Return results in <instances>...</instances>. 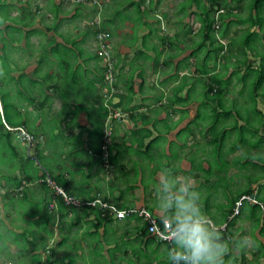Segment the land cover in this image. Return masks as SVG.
<instances>
[{
    "label": "crops",
    "instance_id": "crops-1",
    "mask_svg": "<svg viewBox=\"0 0 264 264\" xmlns=\"http://www.w3.org/2000/svg\"><path fill=\"white\" fill-rule=\"evenodd\" d=\"M31 5L33 20L22 10L29 4L18 1L17 15L11 14L15 20L6 19L0 25V55L9 46L10 53L15 52L8 70L22 79L17 83L20 95L29 96L24 97L28 103H39L41 108L34 112L38 115L45 106L52 110L46 121L49 129L46 155L42 158L49 177L64 180V192L77 199L100 196L121 209L147 207L160 217L155 206V185L160 171L171 167L177 175L195 179L200 192H204L206 200L201 198V204L207 213L214 207L211 196L218 201L231 200L229 192L224 191L226 184L221 177L215 178L214 173L229 167L236 174L240 162L235 160L245 151L243 147L229 150L236 130L228 129L226 149L217 152L209 144L222 130L213 136L205 129L209 120L200 121L197 117L202 101L199 78L205 75H201L197 57L184 61L193 49L192 43L188 47L176 40L173 24L164 22L162 30L167 34L164 37L153 33L150 41L148 35L145 39L142 34L135 40L130 35L135 13L129 11L126 20H119L117 2L110 11L101 13L96 8L92 12V5L64 0H34ZM101 16L104 20L96 25ZM142 19L154 20L150 15ZM10 27L15 31H10ZM99 28L111 33L110 48L115 60L113 91L103 79L102 61L96 51ZM188 37L180 36L185 40ZM20 55L29 57L31 63L19 62ZM20 121L25 122L21 118ZM43 123L37 119L35 125ZM220 124L241 126L244 121L225 119ZM220 158L227 161L211 162ZM216 166L223 168L218 171ZM220 201L215 218L222 215L233 218L230 205L221 208ZM31 202L30 216L35 218L21 220L44 231L39 235L24 226L34 238L46 236L42 238L45 247L30 252L15 249L4 255L7 244L1 243L0 236V264H170L165 251L170 242L158 241L145 232L136 215L118 218L110 212L103 216L96 209L71 207L53 185L46 186L44 198L37 199L35 193L31 194ZM44 203L52 218L41 216ZM227 218L217 222L222 230L226 224L229 226ZM16 228L10 230L15 233L13 238L23 237V228L20 227L21 231ZM223 234L227 241L236 240L235 231L226 229ZM24 240V248L36 242L27 237Z\"/></svg>",
    "mask_w": 264,
    "mask_h": 264
},
{
    "label": "trees",
    "instance_id": "trees-1",
    "mask_svg": "<svg viewBox=\"0 0 264 264\" xmlns=\"http://www.w3.org/2000/svg\"><path fill=\"white\" fill-rule=\"evenodd\" d=\"M125 1L127 5L126 3L120 4V3H124ZM129 1L130 0H119L117 2L118 9H120L119 12L126 11L127 13L129 11H133L130 5L134 3V0H131V2ZM240 1L241 0H178L177 5L172 9L173 12L171 14H174L175 16V18L172 19L167 9L160 8L162 3H164L163 0H135L138 10L142 14L141 16L144 17V16L150 15V18L154 19L153 21L151 20L148 21L146 19L141 20L145 25L148 26V30H149V33L143 36V38L146 39L147 35L148 36L151 34L153 35L152 25L157 26L159 23V20L162 19V20H165L163 22L171 23V24L173 23L174 25H177V29L174 35V38H176V40L183 41L188 47H190V43H192L193 49L191 52L188 53V58H184V61H189L191 56L193 57V60H195V57H197L198 68L201 71V75L203 74L205 75V77L200 76V78L204 79L203 80L204 90H202L203 95L200 94V98H202V101L200 102V107L198 110V119L200 121L206 120V119L209 120V125L206 126L205 129L207 132L211 131L213 136H215V132L217 130H222V133H220V136L218 138H213L212 142H210L209 144L217 152L222 151L223 147L224 149H226L227 145L225 144V140L227 139L226 137L228 135V129L230 130V132H232L233 130H236L235 136L234 138H232V143L229 145V150L233 151L236 148L243 147L245 151L244 154L248 155L249 151L246 149V146H248V144L253 147H258L260 145V141L264 140V108L263 109L258 108V98L264 97V86L262 88L260 87L261 83L264 84V48L261 47V37L259 35V32H260L259 29L264 30V0H251L249 1V3H246V1L244 0H242L240 3ZM223 2H228L227 5L234 3L233 5L234 7L241 10V12L243 11L245 12L240 13L238 11L235 12L229 9H227L224 12L223 7H222ZM172 3L169 4L168 8L171 9L174 6L172 5ZM4 4H5L4 1L0 0V15L2 16L3 21L6 19H11V18L14 19L13 18L14 16H12L10 13L9 6L7 4L6 5ZM159 8H160V13L157 15L153 14V11L158 10ZM22 10H24L23 12L27 11L25 16L33 20L34 12L31 15L32 11L29 7H27V9L23 8ZM221 12H224V13H221ZM215 13L218 16L222 17L220 18V22H218L219 20H218V17H216ZM228 14L233 15L234 17L231 18V20L225 21L224 15L227 16ZM115 20H116V17H115ZM195 21L198 23V26L196 29L193 28V24L195 23ZM231 23L239 24L240 31L239 32L236 31L237 33L236 32L232 33L229 37V44L225 45V43H223L222 41H219V37L220 36L224 37L227 34V28L231 25ZM254 27H256V30L254 29ZM100 31H106V30H103V28H99L97 33ZM0 32H1V28H0ZM182 34L184 36L189 35L188 39L185 40V39L180 38ZM238 35H240L239 39H237ZM195 37L198 38V40L196 41L197 47H194ZM110 38L111 37L109 36L108 41L110 40ZM110 47L111 45L109 42V48ZM246 49L248 51L249 56L258 58L259 62L257 63V65H254V62H252V60L249 59V56L247 57ZM111 53H112V50H111ZM112 56H113V53H112ZM234 56H236V61L231 62L230 60ZM212 58H214L213 65L209 66L208 63L210 62ZM113 61H114V74H115L114 57H113ZM218 63H221L219 70H217V67H216L218 66ZM243 65L246 66L245 70L242 69ZM223 69L224 70L228 69V71L227 72L222 71ZM103 70L105 71L104 66H103ZM253 71H256L257 73L255 77V82L252 81L251 83V86H250L251 91H247V89L245 88V85L248 84L247 77L251 75L250 73H252ZM239 72L242 74L238 76L237 79H235ZM0 77L2 76L0 75ZM233 78L235 79V84L238 86L240 85V87H238V91L236 92V95L234 97H228V94L232 91L231 86L234 84ZM4 79L5 81H4L3 86L5 88L7 84L6 80L8 79L12 80L13 84L10 83L11 87L14 84L22 82V79H17L12 74H10L9 76H6ZM103 79L105 81L104 74H103ZM105 83L107 84L109 88L108 83L106 81ZM112 85L114 88V78H113ZM0 89H1V92H0V105H1L0 124L4 128L3 135L5 137V143H4L5 146L3 147L0 145V161H2L6 159L5 156H3L2 154L4 149L7 150L9 155L10 154H12V156L15 155V149L9 143L10 131L6 129V127H4L2 120L4 119L9 125H13V126L20 125V124L25 125V122L20 121L19 110L16 109L15 112L10 110L9 104H12V102L10 103V96H9L10 91L9 90L2 91L3 88L1 87ZM246 91H247V94H246ZM241 95H244L245 96L244 100L246 101V103H250V105L252 106L251 108L250 107L246 108L247 113L249 114H254L253 112L257 113V115H259V117L262 118L260 120L261 125L247 126L245 125V122H244V124L241 126H238V124H234L230 127H224L225 125H221L220 123L221 121L225 119L226 120L232 119L234 121L243 120L244 113L241 109L242 106L240 104V102H243V98L241 97ZM239 97L241 98V100H239ZM202 106L207 108L209 115L204 114L203 116H200ZM250 109H252L253 112ZM254 115L256 116V114ZM1 117L3 118L1 119ZM249 118H250L249 115L245 117V121L247 123H248ZM253 136H254L253 139L250 138ZM210 140H211V136L207 138L206 141L209 142ZM35 150H33L34 153H35ZM38 156L42 157V154L41 155L38 154ZM28 160H30V157L28 158ZM43 161L45 160L43 159ZM235 161L239 162L240 159H236ZM30 162L33 163L32 160ZM41 164L45 169L41 167L39 168L36 164L35 165H36V170L42 169L41 170L42 171L41 172L42 173L41 182L44 184V187H45L51 184L47 181L48 174H45V172L47 171L46 164L45 162L43 163L42 161H41ZM27 176L31 178L30 174H28ZM51 180L53 181L54 178L52 177ZM54 181L53 182L55 183L56 186H59L62 189H65V183L62 177H57L55 178ZM15 182H16L17 188L22 187L21 179H15ZM242 195H251L257 200V203L253 202L252 205L256 207L257 205L261 204L262 208L264 209V197H261L262 200H259L260 189L259 191L255 192L253 191L252 188H245L241 192H239V195H237L233 199V205L230 210L231 212L233 211L234 203ZM93 198L94 197L84 199V200H91ZM42 202H45V200H43ZM70 206L74 208L84 207V208H89V209H96V210H99L98 212L101 213V215L103 216L104 215L107 216L109 213L107 210L104 211L98 206H93L89 204H82L78 206L70 204ZM41 216L45 218L44 214H41ZM102 219H106V218H102ZM138 219L143 222L144 230L145 232L148 233L146 222L141 217ZM158 219L161 220L160 217H158ZM230 219L231 218H229V220ZM250 219H252L255 223L256 218H254V215H251ZM257 222H258V219H257ZM253 227H254V224H253ZM225 228H227V224ZM257 232L260 237L261 236L264 237V210H263L262 218H260L259 224L257 226ZM162 242H166V241H162ZM262 248H264V241L262 242ZM257 253H259L260 255L263 254L264 256V252H261V250H258ZM243 262H244V255H242L241 257L240 264H242Z\"/></svg>",
    "mask_w": 264,
    "mask_h": 264
},
{
    "label": "rangeland",
    "instance_id": "rangeland-1",
    "mask_svg": "<svg viewBox=\"0 0 264 264\" xmlns=\"http://www.w3.org/2000/svg\"><path fill=\"white\" fill-rule=\"evenodd\" d=\"M6 3H10L9 5V9H10V13L16 14V7L15 4L18 1H22V2H27L29 4V8H31V4L34 0H3ZM101 1V2H100ZM119 0H86L82 3H75L72 1H69L72 4H82V5H92L90 6L91 11L94 12V8H96L97 12H105V11H110V7L118 2ZM164 3H162L161 5V9L165 8L169 11L170 17H172V19L175 18L174 14H171L173 12V8L177 5V1L178 0H163ZM173 3H172V2ZM242 1V0H241ZM240 1V3H241ZM246 1V3H249V1L251 0H244ZM68 2V1H67ZM131 2V0L129 1ZM126 1L124 3H120V4H125ZM174 5L171 9L168 8L169 4ZM228 2H223V10L224 12L229 9V10H233V11H238L240 13L241 10L237 9L236 7H234V3L233 4H229L227 5ZM127 5V3H126ZM133 9V11L136 13L135 14V18L132 21L134 27H132V33L130 34L135 40L138 37L141 38L140 35L145 34V30H143V28H147L148 26L145 25L144 23H140L141 19H142V14L141 12L138 10V7L136 6V2L134 0V3L132 5H130ZM160 8L156 11L155 14H159L160 13ZM120 10V9H119ZM221 12V13H224ZM119 14H121V17H119V20H126L125 18L127 17L126 11L125 12H119ZM165 14V13H164ZM17 15V14H16ZM216 17H218V22H220V18H222L221 16H218L215 13ZM177 16V15H176ZM233 15L228 14L227 16L224 15V20L228 21L231 20V18H233ZM100 21L96 24L99 25L101 24V22L104 20L103 17H99ZM15 20V19H14ZM2 16L0 15V25L3 23L2 22ZM165 20L160 19L158 25L154 26L152 25V30L153 33L155 34L154 36L158 35V37L162 36L164 37V34H166L165 31H163V26H164V22ZM173 24V23H172ZM174 25V24H173ZM198 23L195 21V23L193 24V28H197ZM98 27V26H97ZM175 29H177V25H174ZM167 30H171L169 27H166ZM254 29L256 30V27H254ZM105 30V29H103ZM259 35L261 37V47L264 48V30L259 29ZM10 31H15V28L10 27ZM107 31V30H106ZM236 31H240V26L239 24L236 23H231V25L227 28V34L224 37H219V41H222L223 43H225V45L229 44V37L232 33L236 32ZM109 32V31H107ZM237 33V32H236ZM152 35V34H151ZM151 35H149L150 41H152L151 39ZM111 36V35H110ZM240 35L237 36V39H239ZM17 38V37H16ZM156 38V37H155ZM169 38V36H168ZM195 43H194V47H197V40L198 38L195 37ZM110 42V41H108ZM6 43V42H4ZM9 43V42H8ZM7 44V43H6ZM241 51V50H240ZM247 52V57L249 56L248 51L246 49ZM15 52L10 53V46L8 48V51L3 54L0 55V75L2 77H0V87L3 88L2 91L4 90H9L10 91V103L12 102V104L10 105V110L15 112L16 109L19 110L20 113V118L22 120H25V125H23L25 127V129L27 131H29L34 137V141L32 144V148H34L36 155L38 156V154H42V156H45L46 154V137H47V130L49 129L46 125V121L47 118L49 116V114H51V108L48 106H45V108L43 110L39 111V114L37 115L34 111L36 110V112L38 113V109H40L41 107H38V102H33L28 103V99L24 97H29L27 95H25L24 97L22 95H20V91L21 88L17 85L14 84L12 85V87L10 86V83H12V80H6L7 84H6V88L3 86L4 85V75L5 76H9L11 73L9 72L8 68H10V65L12 64V55H14ZM213 54V53H212ZM8 57V60L6 61V57ZM213 57V56H212ZM246 57V58H247ZM201 58V56H200ZM25 58V56H21L18 57V61L19 62H29L31 63V59ZM249 59L252 60V62H254V65H257L258 58H254L253 56H249ZM213 60L214 58H212L210 60V65H213ZM231 62H235L236 61V56H234L231 60ZM7 66V67H5ZM198 66V64H197ZM221 66V63H218L217 70H219V67ZM4 67V68H3ZM245 65L242 66V69L244 68L245 70ZM227 72V70H222ZM239 71V70H238ZM242 72V71H241ZM242 73H238V75L236 76L235 79H237L238 76H240ZM251 75H249L247 77L248 79V84L245 85V88L247 89V91H251L250 90V86L252 81L255 82V77L257 75L256 71H253L252 73H250ZM14 76V75H13ZM15 77V76H14ZM4 79V80H3ZM13 79V78H11ZM235 79L233 78V82L234 84L231 86L232 91L228 94V97H234L236 95V92L238 91V87H240V85H236L235 84ZM203 80L202 78L199 79V88H200V93L201 95H203L202 90L203 89ZM23 83H26V81ZM13 84V83H12ZM264 86L263 83L260 84V87L262 88ZM246 91V94H247ZM1 92V89H0ZM34 98H36V96H33ZM39 98H41L40 96H37ZM241 97L243 98V102H240L241 104V109L244 113L243 116V121L245 122V125L247 126H254V125H261L260 120L262 118L259 117V115H257V113L253 112L252 109H250L254 114H256V116L254 114H249L246 111L247 107H252L250 105V103H246V101L244 100L245 96L241 95ZM37 100V98H36ZM239 100H241V98L239 97ZM30 102V101H29ZM258 103H259V107L260 108H264V97L263 98H258ZM60 105V104H59ZM200 107V106H199ZM1 108V105H0ZM34 109V110H33ZM250 111V112H251ZM204 114L209 115V112L207 110L206 107L202 106L201 107V114L200 116H203ZM249 115L250 118L248 119V123L245 121V117ZM198 117V116H197ZM3 117H1L2 119ZM37 119H41L42 120V125L40 126H36V120ZM3 124L4 127L5 126V120L3 119ZM55 121V119H54ZM51 123V122H49ZM3 126L0 124V145L1 146H5V137L3 135L4 130H3ZM7 129V127H6ZM10 131V138H9V143L14 147L15 149V155L12 156V154L9 155V153L7 152L6 149H4V151L2 152L3 156H5V160L0 161V231L2 230L3 234H1V243H5L7 244L6 246V251L4 250V255L7 254H11V251L14 252L13 250H17L18 251H26V252H30V250H37L39 248V250L43 249L45 247V241H42V238H45L46 236H43L42 238H34V236L32 235H28L27 229L24 228V226H28L30 228H33L34 233H37L39 235L43 234L44 231L39 229L37 226L38 225H29L25 222V220H21V218H35L30 216L32 214L31 211V194L33 196V194L35 193V196L37 199L40 198H44L46 195V186L44 187V184L41 182V170L42 169H37L36 170V165L40 168L41 167V161L44 163L43 158L40 156H38V160L30 158V160H28V155L26 152V146H25V142L24 139L22 138L21 134H19V132L17 130H11L8 129ZM52 138V136H48V138ZM57 137V136H56ZM250 138H254L250 137ZM257 138V137H256ZM61 143V142H60ZM55 146V145H54ZM246 149L249 151L248 155L244 154L243 156H238V158L240 159V163L238 164V172H236V174H232L233 170L229 169L228 170L226 168L221 169L219 166H216V170L221 169V172H215L214 176L215 178H219L221 177L223 180V183L226 184L224 191L225 192H229L230 196L233 198V196H237L239 194V192H241L243 189L245 188H252L253 191L257 192L260 189V198L259 200H262L261 197H264V140L260 141V145L258 147H253L251 145L248 144V146H246ZM260 150V151H258ZM37 151V152H36ZM225 151V150H224ZM224 155H227V153L222 152ZM45 154V155H44ZM242 154V153H241ZM230 155V154H229ZM32 160L33 163H31L30 161ZM41 160V161H40ZM225 159L220 158L218 159H211V162L213 164H223L225 163ZM234 162V160H232ZM36 164V165H35ZM42 168V167H41ZM220 171V170H218ZM240 173V174H239ZM28 174H30L31 178L29 176H27ZM45 174H47V171L45 172ZM15 179H21L22 180V187L21 188H17L16 186V182ZM237 179H240V182L237 183ZM43 184V185H42ZM224 191L222 192V194H224ZM22 192V194H21ZM201 198H203L204 200V192L203 194L201 193ZM231 198V200L229 202L225 201H220V205L221 208L224 206L225 208L229 207V210H231L232 205H233V199ZM257 198V197H256ZM240 201V208L239 211L240 213L236 214H231V218L229 221L226 215H222L220 218H215V214H216V210L218 209V204L219 201L216 200L213 196H211V205L214 206L211 210H208V214L213 217L212 219L215 222L221 221L222 218H227L228 221V228L227 232H237L236 236V240H230L228 239L229 245H230V254H229V259L232 261V264H240L241 263V257L242 255H244V262L242 264H263L264 263V256L263 254L260 255L259 253H257L258 250H261V252H264V248H262V242L264 241V237H260L258 234H256V230H257V226L259 224V220H260V214L263 215V208L261 206V204L257 205L256 207L253 206V201L249 198H244L241 199V197L239 198ZM42 202V201H41ZM236 203V202H235ZM234 203V206H235ZM41 204V203H40ZM39 204V206H40ZM42 208V207H41ZM43 213L45 216H47V218H52L51 215V210L48 208L47 204L43 205V209H42ZM251 215H254V217H256L255 223L252 219H250ZM258 219V222H257ZM15 223H19L20 226L18 228H16V226L14 225ZM254 224V227H253ZM20 227L23 228L24 235L23 237H14L15 233L10 231L12 230V228H16L18 231H21ZM235 227H237V229H235ZM256 228V229H255ZM223 230V231H226ZM15 230V229H14ZM253 231V232H251ZM239 234V235H238ZM28 238H32L35 239L36 242L33 243H28V248H24L23 247V243H25L24 239ZM251 238V243L246 246V247H241L237 241L241 240L243 238ZM20 238V240L17 242V240ZM3 239H5V241H3ZM16 239V240H14ZM235 244V245H234ZM237 246L239 248V250H236L235 247ZM262 248V249H261ZM258 249V250H257ZM239 251V252H237ZM238 253V255H237ZM243 261V260H242Z\"/></svg>",
    "mask_w": 264,
    "mask_h": 264
},
{
    "label": "clouds",
    "instance_id": "clouds-1",
    "mask_svg": "<svg viewBox=\"0 0 264 264\" xmlns=\"http://www.w3.org/2000/svg\"><path fill=\"white\" fill-rule=\"evenodd\" d=\"M155 206L164 224L160 235L170 242L165 250L170 264H232L229 242L202 207L201 192L192 176H180L164 167L155 185ZM237 243L246 247L251 238Z\"/></svg>",
    "mask_w": 264,
    "mask_h": 264
},
{
    "label": "built area",
    "instance_id": "built-area-1",
    "mask_svg": "<svg viewBox=\"0 0 264 264\" xmlns=\"http://www.w3.org/2000/svg\"><path fill=\"white\" fill-rule=\"evenodd\" d=\"M66 1L82 3L86 0H66ZM109 36H110V33L107 31H100L97 33L96 51H97L98 56L101 58L102 65L105 68V71H104L105 81L108 83L109 89L113 91L114 88H113L112 82L114 78V61H113L111 50L109 48V42H108ZM118 113L119 112H115L113 114L118 115ZM110 116L111 115H109L108 117ZM4 123L8 129L17 130L19 134H21L25 142L26 152H27L28 157L38 160V157L35 155L33 151L34 148H32L34 136L29 131H27L23 125L11 126L7 124L6 122ZM41 167L44 168L42 165ZM47 181L55 187L56 191L63 196L64 200L67 203H70L73 205L89 204L93 206H98L104 211L107 210L108 212L113 213L118 218L137 215L143 218V220L146 222L148 233L154 236L157 240L169 242L168 240L163 239L160 235V233L162 232L164 228V224L162 223L161 220L158 219V216L155 213H153L151 210H149L148 208L143 207V206L122 208V209L117 208L115 205L103 200L100 196H95L91 200L77 199L73 196H70V194H67L66 192H64L61 187L56 186L55 183L50 179V177H48V175H47ZM246 197L251 199L253 202L257 203V200L251 195H242L241 199H244ZM240 201L241 200L239 199L236 201L232 214L234 213L237 214L239 212Z\"/></svg>",
    "mask_w": 264,
    "mask_h": 264
}]
</instances>
